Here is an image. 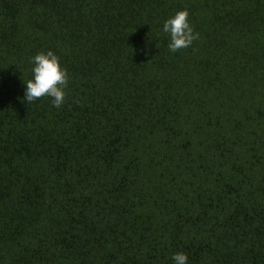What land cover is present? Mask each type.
Segmentation results:
<instances>
[{
  "label": "trees",
  "instance_id": "trees-1",
  "mask_svg": "<svg viewBox=\"0 0 264 264\" xmlns=\"http://www.w3.org/2000/svg\"><path fill=\"white\" fill-rule=\"evenodd\" d=\"M48 50L60 108L24 99ZM178 252L264 264V0H0V264Z\"/></svg>",
  "mask_w": 264,
  "mask_h": 264
},
{
  "label": "clouds",
  "instance_id": "clouds-1",
  "mask_svg": "<svg viewBox=\"0 0 264 264\" xmlns=\"http://www.w3.org/2000/svg\"><path fill=\"white\" fill-rule=\"evenodd\" d=\"M162 31L170 35L168 45L171 52L189 48L199 34L194 32L189 23L187 9L177 11L163 23ZM33 77L27 80L24 99L31 103L49 96L53 105L60 108L65 101V89L69 82L67 69L60 64L59 57L52 51L37 53L33 57ZM175 264H187L188 257L183 252L175 253L172 257Z\"/></svg>",
  "mask_w": 264,
  "mask_h": 264
}]
</instances>
